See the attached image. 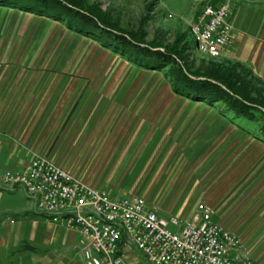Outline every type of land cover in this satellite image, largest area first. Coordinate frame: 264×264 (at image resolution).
I'll use <instances>...</instances> for the list:
<instances>
[{"label": "rangeland", "instance_id": "obj_1", "mask_svg": "<svg viewBox=\"0 0 264 264\" xmlns=\"http://www.w3.org/2000/svg\"><path fill=\"white\" fill-rule=\"evenodd\" d=\"M77 2L115 31L92 36L63 21L0 7V68L13 70L6 82L29 93L20 120L35 127L33 136L53 127L46 140L52 161L68 158L84 174L94 169L104 188L142 194L161 214L187 215L209 199L240 232L248 255L264 264L263 123L237 118L220 102L186 98L175 89L171 58L166 66L153 65L119 45L124 37L167 51L193 73L209 65L229 70L233 64L223 53L208 58L196 51L185 25L193 0ZM261 88L252 97L264 106ZM0 192V264L81 263L78 252L56 255V245L43 243V217L21 189ZM124 263L149 264L136 249Z\"/></svg>", "mask_w": 264, "mask_h": 264}, {"label": "built area", "instance_id": "obj_2", "mask_svg": "<svg viewBox=\"0 0 264 264\" xmlns=\"http://www.w3.org/2000/svg\"><path fill=\"white\" fill-rule=\"evenodd\" d=\"M230 9L227 2L201 7L189 29L201 55L218 58L234 44ZM1 185L21 189L50 222L76 233L82 264H125L134 249L149 264H262L205 202L197 203L187 219L164 215L141 194L112 196L41 154L17 171L4 172Z\"/></svg>", "mask_w": 264, "mask_h": 264}, {"label": "crops", "instance_id": "obj_3", "mask_svg": "<svg viewBox=\"0 0 264 264\" xmlns=\"http://www.w3.org/2000/svg\"><path fill=\"white\" fill-rule=\"evenodd\" d=\"M223 2L230 4V22L237 36L234 44L223 52L222 60L233 65H240L248 70L253 77L264 83V0H193L191 14L187 18V21H185V25L189 26L195 20L199 14L197 8L200 4L213 3L217 5ZM160 6L166 10L164 3L160 2ZM12 71L0 68V167L2 166V169H4L0 171L1 190L7 189L1 185V176L4 172H14L21 169L29 161L30 154L38 153L47 156L52 152V148H50L46 140L50 138L48 130H52L53 127H45L42 133L33 136L35 134V127L27 124L25 126L19 118L22 114V101L27 99L29 93L28 91L23 93L21 85L6 82L5 76H10V72ZM27 105L23 107L24 112ZM22 124L24 125L22 126L23 128L21 127ZM60 161L62 162L60 163ZM56 163L69 172L76 174L85 183L104 188L103 185L99 184L95 174H93L94 169L88 170L84 174V172H80V168L75 167L74 163L69 164L68 158L64 159V161L61 159ZM77 171L80 173L78 174ZM106 190L112 196L133 195L132 193H118ZM142 196L148 202L146 197ZM27 199L30 200L31 207L35 211L34 202L29 198ZM199 202H205L215 207L209 199L200 200L197 203ZM197 203L188 211L187 215L174 214L182 219L190 218L194 213ZM40 215L43 217L41 221L44 223L45 228L44 233L40 235L43 243L47 245L53 243L52 245H56L57 247L54 250L56 255L63 253V256L68 257L73 251L78 252L81 257L80 264H82L79 236L59 224L54 225L43 214L40 213ZM226 217V214L218 215L216 212V220L240 236V232L233 228L231 223L227 222ZM55 227H58L57 232H55ZM3 241L0 238V244H3Z\"/></svg>", "mask_w": 264, "mask_h": 264}, {"label": "trees", "instance_id": "obj_4", "mask_svg": "<svg viewBox=\"0 0 264 264\" xmlns=\"http://www.w3.org/2000/svg\"><path fill=\"white\" fill-rule=\"evenodd\" d=\"M0 7L16 9L57 22L63 21L69 28L88 32L92 36L105 35V28L109 30L113 28L115 31L113 25L102 20L95 13L82 8L77 0H0ZM96 27L100 31H94ZM111 33L114 34V32ZM113 36L114 39L117 38V36ZM120 40L121 43H118L121 50L130 55L136 53L137 57H142L143 60L151 62L153 65H164L162 62H166L167 59L169 61L171 58L170 61L174 67L172 80L175 89L185 94L186 98L194 101H205L209 104L220 102L224 105L223 108L231 112L233 116L264 125V106L259 99L252 97V91L255 88L259 90L261 86L264 88V85L240 65H231L229 70L223 69L224 67L221 66L215 67L219 73L214 66L209 65L204 72L193 73L188 71L185 66L178 67L172 59L171 53L167 51L156 52L141 47L138 45L139 43L131 42L124 37ZM254 85L257 87L254 88Z\"/></svg>", "mask_w": 264, "mask_h": 264}]
</instances>
